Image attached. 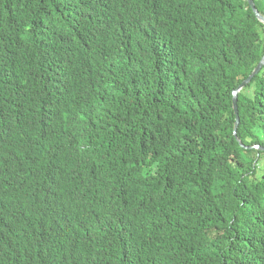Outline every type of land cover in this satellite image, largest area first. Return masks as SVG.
Instances as JSON below:
<instances>
[{
	"label": "trees",
	"instance_id": "trees-1",
	"mask_svg": "<svg viewBox=\"0 0 264 264\" xmlns=\"http://www.w3.org/2000/svg\"><path fill=\"white\" fill-rule=\"evenodd\" d=\"M263 55L247 0H0V171L14 178L0 191L42 211L52 264H264V65L237 94L236 136L232 107ZM107 118L135 181L51 246L68 234L53 233L62 202L39 191L40 164L84 179L75 152Z\"/></svg>",
	"mask_w": 264,
	"mask_h": 264
},
{
	"label": "clouds",
	"instance_id": "clouds-1",
	"mask_svg": "<svg viewBox=\"0 0 264 264\" xmlns=\"http://www.w3.org/2000/svg\"><path fill=\"white\" fill-rule=\"evenodd\" d=\"M0 77H5V73H1ZM37 96L47 102L51 98V94L44 89H40ZM2 99L4 97L0 89V110L7 111L12 104H5ZM106 130L107 133L96 136L91 150L84 146L78 153L75 152L73 166L83 173L84 179L76 177L70 164L65 161L53 158L50 162L44 161L40 164L39 191L46 199L53 197L62 202L55 214L53 233L60 231L68 234V239L53 236L51 246L75 238L68 230L74 229L77 222L88 213L101 209L100 198L105 191L117 192L118 200L114 203L116 206L130 183L135 181L129 171L125 172L127 168L134 169L127 163L126 147L120 156L115 152L114 136L118 135V121L107 118ZM2 154L0 144V157ZM112 174L114 178H111ZM5 179L14 178L0 171V183ZM13 200H10L9 192L0 191V264H52L51 259L41 249L36 229L42 211L25 209L22 204H13Z\"/></svg>",
	"mask_w": 264,
	"mask_h": 264
},
{
	"label": "water",
	"instance_id": "water-1",
	"mask_svg": "<svg viewBox=\"0 0 264 264\" xmlns=\"http://www.w3.org/2000/svg\"><path fill=\"white\" fill-rule=\"evenodd\" d=\"M251 9L253 10V12L255 13L257 19L264 24V16H262L260 13H258V11L256 10L254 3L252 0H247ZM264 65V55L262 57V59L260 60V62L257 64V66L253 69V71L248 75V77L243 80L233 91H232V107L235 113V123H234V127H233V134L236 136V130H237V126L239 123V116H238V109H237V94L240 91V89L243 88V86L250 82V80L252 79V77L257 74L260 69L262 68V66ZM252 148H257L260 150H264V147L261 146H253Z\"/></svg>",
	"mask_w": 264,
	"mask_h": 264
},
{
	"label": "bare ground",
	"instance_id": "bare-ground-1",
	"mask_svg": "<svg viewBox=\"0 0 264 264\" xmlns=\"http://www.w3.org/2000/svg\"><path fill=\"white\" fill-rule=\"evenodd\" d=\"M59 78V77H58ZM129 153V152H128ZM64 157V156H63ZM10 158V157H9ZM19 161V160H18ZM14 166V165H13ZM18 167V166H17ZM20 167V166H19ZM24 168V167H23ZM74 168V167H73ZM21 170V169H20ZM11 171V170H10ZM151 261V260H150ZM147 263V262H146ZM154 263H156V262H154Z\"/></svg>",
	"mask_w": 264,
	"mask_h": 264
}]
</instances>
